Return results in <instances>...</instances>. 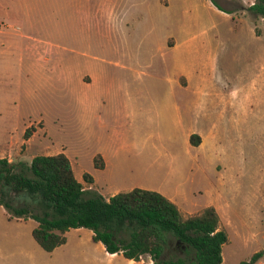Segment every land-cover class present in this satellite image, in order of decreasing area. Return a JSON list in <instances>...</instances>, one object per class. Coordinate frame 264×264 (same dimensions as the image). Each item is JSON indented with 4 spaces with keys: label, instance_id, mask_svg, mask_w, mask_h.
Instances as JSON below:
<instances>
[{
    "label": "crops",
    "instance_id": "0c3cea01",
    "mask_svg": "<svg viewBox=\"0 0 264 264\" xmlns=\"http://www.w3.org/2000/svg\"><path fill=\"white\" fill-rule=\"evenodd\" d=\"M97 4L101 11L88 15L96 27L105 29L104 56L79 62L71 55L68 60L86 67L82 88L71 98L75 128L86 132L91 167L75 168L82 151L53 154L64 152L84 188L106 198L143 188L159 192L184 215L212 206L229 242L231 235L237 237L248 227V219L262 227L264 176L263 186L254 191L244 188L238 175L248 179L252 174L248 166L253 160L255 118L264 146V22L255 25L242 10L244 5L236 14L211 0ZM24 50L28 62L37 63L29 45ZM192 134L200 137L199 144L190 142ZM31 140L21 142L29 145ZM35 155L20 159L29 162ZM96 155L103 168L95 167ZM84 173L91 183L83 180ZM239 197L257 199L258 205L243 206ZM28 220L34 222L33 229L37 222ZM92 236L88 228H71L65 243L75 240L86 254L97 251L118 263L143 264L122 253H108Z\"/></svg>",
    "mask_w": 264,
    "mask_h": 264
},
{
    "label": "rangeland",
    "instance_id": "374dc122",
    "mask_svg": "<svg viewBox=\"0 0 264 264\" xmlns=\"http://www.w3.org/2000/svg\"><path fill=\"white\" fill-rule=\"evenodd\" d=\"M98 1L0 0V155L3 157L17 161L21 157L29 159L33 154H53L58 150H66L71 155L73 151H82L75 168L88 170L91 167L86 132L75 128L71 98L73 92L82 88L80 80L86 75V67L85 63H69L68 60L71 55H76L79 62L93 55L104 56L105 29L96 27L88 15L101 11L97 8ZM214 1L236 10V14L244 5L242 10L252 17L255 25L264 22L262 17L247 10L257 0ZM137 7L145 11L144 5ZM27 45L37 63L28 62L24 50ZM108 57L116 59V56ZM257 121L255 118L253 160L248 166L252 174L248 179H240L241 174L238 175L239 183L254 191L263 186L264 176V146ZM30 126L34 131L27 145L21 141ZM10 143H14L11 148ZM238 199L243 206L258 202L257 199L254 202ZM5 214L0 207V264H122L108 260L97 251L86 254V248L71 239L47 252L32 237V220H8ZM247 225L240 230L241 235H231L230 242L224 245V264H238L254 252L264 250V223L258 227L248 219ZM180 254L178 248L166 252L167 257ZM259 262L264 264V253Z\"/></svg>",
    "mask_w": 264,
    "mask_h": 264
},
{
    "label": "trees",
    "instance_id": "16d2710c",
    "mask_svg": "<svg viewBox=\"0 0 264 264\" xmlns=\"http://www.w3.org/2000/svg\"><path fill=\"white\" fill-rule=\"evenodd\" d=\"M247 10L264 19V0ZM255 32H260L257 27ZM33 131L26 128L24 139ZM190 142L197 145L200 137L192 134ZM94 165L103 168L100 155ZM83 180L92 182L87 173ZM0 205L9 220H35L32 237L47 252L64 244L66 232L78 227L90 229L93 241L101 242L108 253L135 261L150 256L154 264H222V247L229 241L214 207L184 215L159 192L143 188L106 198L84 188L64 152L37 154L29 162L0 157ZM175 248L181 254L167 257V250ZM263 253L256 251L238 264H256Z\"/></svg>",
    "mask_w": 264,
    "mask_h": 264
},
{
    "label": "built area",
    "instance_id": "2783aa9c",
    "mask_svg": "<svg viewBox=\"0 0 264 264\" xmlns=\"http://www.w3.org/2000/svg\"><path fill=\"white\" fill-rule=\"evenodd\" d=\"M140 260L143 262V264H154L150 256H140Z\"/></svg>",
    "mask_w": 264,
    "mask_h": 264
}]
</instances>
